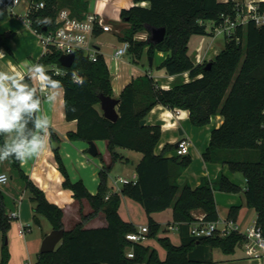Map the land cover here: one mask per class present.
Here are the masks:
<instances>
[{
  "label": "trees",
  "instance_id": "1",
  "mask_svg": "<svg viewBox=\"0 0 264 264\" xmlns=\"http://www.w3.org/2000/svg\"><path fill=\"white\" fill-rule=\"evenodd\" d=\"M44 8L31 13L32 26L39 31L56 27L59 8L69 7L76 16L83 17L89 9V0H44ZM135 4L121 10V17L129 25L120 35L128 40V52L134 60L147 53L153 56L157 50L167 52L160 67L170 75L188 71L190 80L176 83L169 88L157 84L146 73L133 78L119 94V118H107L101 108L100 95L114 96L112 74L101 52L97 60L90 59L83 51H76L71 67L60 63L61 51L52 48L38 60L57 86L64 88L65 113L68 120H76L77 128L70 130V139L95 141L104 139L111 155L99 172L100 185L92 193L82 179L74 180L59 152L55 150L58 168L63 174V186L74 192L82 203L87 199L92 211L80 209L81 220L71 228L64 226V209L48 199L45 191L22 169L21 163L12 159L13 167L25 180L35 202L34 220L40 223V215L46 216L53 229H63L64 235L50 252H39L33 264H204L213 262L212 249L234 253L245 234L232 230L226 235L197 237L191 233L197 221L192 210L202 208L205 221L219 220L215 191L245 192L247 205L257 212L256 225L264 233V26L253 21L239 24L231 34H225L226 42L218 54L203 63H195L189 54V42L194 34H214L208 29V21L219 24L224 13H234L232 0H134ZM147 2V5H143ZM49 20V23L41 21ZM147 25L165 26L166 35L154 43L140 38L148 30ZM47 27V29H45ZM99 28L96 29L98 33ZM12 32L0 34V48L8 47ZM211 61V66L206 64ZM53 66L65 69L64 74L55 73ZM73 73L84 78L83 85L73 81ZM52 86V84L48 83ZM34 99L41 100L35 88ZM156 104L176 110L189 111L195 126L210 123L215 114H222L224 121L212 130L211 139L203 156L206 161L228 164L233 172H240L246 179V188L221 172L216 178L204 176L201 183L192 187L189 182L180 184L179 175L191 163L190 155L167 156L168 149L177 148L167 143L161 153L156 152L162 137L159 124H142ZM34 112L28 119L26 131L34 129ZM58 139L57 134L52 135ZM4 144L1 146V148ZM120 148L140 151L142 157L136 165L135 182L124 183L120 191L109 187V173L118 160L126 159ZM110 192V193H109ZM122 196L139 201L149 218L148 239L156 238L166 249L162 258L149 242H135L127 234L138 226L120 213ZM173 209V223L177 224L181 237L179 244L170 235H159L162 224L152 213ZM240 206L233 205L228 220L236 221ZM103 211L107 225L87 227L85 223ZM12 217L0 190V231L3 233L0 264L10 260L8 233ZM133 249L134 256L128 252Z\"/></svg>",
  "mask_w": 264,
  "mask_h": 264
},
{
  "label": "crops",
  "instance_id": "2",
  "mask_svg": "<svg viewBox=\"0 0 264 264\" xmlns=\"http://www.w3.org/2000/svg\"><path fill=\"white\" fill-rule=\"evenodd\" d=\"M110 1H112L111 3L114 5V13L112 14H117L118 11H120V15L123 8H129L135 4L134 0H89V9L99 12L97 9L98 4L104 2V5H107ZM142 4L147 5V2H143ZM20 10L23 11V6L19 8V11ZM103 12L106 13V19L112 23L109 18V13L106 11ZM5 32H12L13 34L8 40L9 48H0V51L4 53L3 58L0 59V71H11L10 66H15L18 71L24 73V82L30 89L32 87L35 88L37 94L41 97L40 111L37 112V115L40 118H50L51 127L49 128V131L51 144L53 141H58L60 143L57 149H59L70 176L74 180L82 179L88 189L92 193H96L100 185L99 172L103 167L104 162L100 156H93L89 153L90 143L88 141L82 139H70L67 136L68 131L75 130L77 128V121L68 120L66 118L64 88L62 86L53 87L48 83L39 81L38 79H32L28 75V73L33 69V63H38L39 58L46 52L39 35L36 33L34 27L26 23V21L21 17L13 15L6 10H0V34ZM111 32L117 33L114 30L104 31L99 28V31L94 35V38L99 37L104 33L109 34ZM148 36V30L139 35L140 38L144 39ZM215 36V34L212 35V39L207 46L205 35L194 34L191 37L189 42V54L195 63H203L204 61L214 58L224 47H219L215 44ZM94 42L98 46L99 43L95 40ZM119 46L120 45L117 47ZM98 47L104 54L105 59L108 55L110 62L107 59L106 61L112 74V84L115 97L119 96L123 88L133 78L146 73H149L155 79L157 84L164 88H169L176 83L190 80V74L188 71L170 75L166 72L165 68L160 67V64L167 56V52L157 50L153 55V64H146L144 59L147 58L149 61L150 58V55L147 53L148 47H146L143 57L139 60H134L132 55L128 52V57L124 56L125 63H123V70L118 77H114L113 55L117 48L114 51L105 53L101 49V46ZM25 61L30 62L25 64ZM148 64H150L153 69L148 68ZM146 119L147 123L159 124L162 127V137L156 146L157 153H161L167 143H172L175 147H177V142L182 138H187L190 141L189 150L186 155H190L192 157V161L179 175L178 182L180 184L189 182L192 187H196L201 183L204 176L216 178L219 173L223 172L231 180L242 186L243 189L246 188V179L242 174L241 176L238 174L240 172H233L229 168L228 164L206 161L203 156L209 145L212 130L219 127L224 121V116L222 114L213 115L210 123L206 125L195 126L190 121L188 110H172L163 104H156L150 110ZM180 129L183 130L182 134L180 133ZM54 133L58 135V139L52 137ZM14 136V133L11 135L7 133L0 134V148L3 144L5 145V143L11 142ZM95 142L99 153L102 154L105 162L109 163L111 155L107 147V141L100 139L95 140ZM55 150L56 149L52 147L50 153L39 158H30L21 164V166L25 173L28 174L29 177L45 191L49 200L63 207L64 226L69 229L81 220L80 209L82 208L84 213H89L92 211V206L87 199H83L82 203H80V201L74 197L73 190L63 186L64 177L58 168L55 158ZM176 154V148L168 149L166 151L167 156ZM1 172H6L10 176V179L6 183L0 184V190L4 194L8 211L12 212L19 210L18 220L15 223V230L18 229L19 233H13L10 237V260L8 264H33L38 260V254L41 249L39 248V245L42 243V239L53 229V226L51 229L43 230L41 237L38 238V242L33 241L32 244L27 238V233L23 235L20 233V228L23 226H29V231H32L31 221L34 219L35 202L32 199L30 189L26 186L25 180L13 167L12 159L0 163V173ZM135 175L137 176L136 166L130 179H133ZM115 183L117 184L116 181ZM121 188L122 187L112 189L110 192L120 191ZM128 198L130 197L122 196L120 213L125 219L133 221L132 218H127L123 215V206L128 202ZM215 198L220 216L219 221L221 223L224 221L231 222L232 225H236L238 230L241 232L246 231L249 227L256 224L257 212L254 208L247 205L244 190L237 193L217 190L215 191ZM233 205L240 206L236 221L228 220V214ZM170 208L172 223L170 224V222H167V225L168 229L171 230L170 226H177V224L173 223V209L172 207L167 209ZM159 212L161 211L154 212L152 216L163 224L165 221H163L158 215ZM192 214L194 217L200 218L205 215V211L202 208H196L192 210ZM41 221L42 219L40 217V224L42 223ZM85 225L87 227L107 225L105 213L103 211L99 212L96 216L89 219ZM139 225L142 224H138L137 226ZM172 230L177 232L180 243L181 237L179 230L177 228ZM171 239L173 240L172 237ZM148 240L149 239L146 241L148 242ZM2 241L3 238L0 234V256ZM149 243L151 244V242ZM212 255L213 262L204 264H223V262H219L220 258H218L219 256H217L214 248L212 249ZM224 262L226 261L224 260ZM232 262V264H264L257 259L248 258L246 255L234 259Z\"/></svg>",
  "mask_w": 264,
  "mask_h": 264
},
{
  "label": "built area",
  "instance_id": "3",
  "mask_svg": "<svg viewBox=\"0 0 264 264\" xmlns=\"http://www.w3.org/2000/svg\"><path fill=\"white\" fill-rule=\"evenodd\" d=\"M234 4V13H224L223 21L219 24H212V29L216 31H224L225 34H231L239 24H245L249 21L255 22L259 26H264V0H232ZM46 5L44 0H0V10L9 11L11 14L21 17L32 26L31 13L35 10L44 8ZM23 6V11L19 8ZM101 28L104 31L114 30L122 34L120 28L115 27L106 17L96 10H89L83 17L76 16L72 13L69 7L59 8L56 16V27L46 31H35L39 35L45 51H50L55 48L64 53H76L83 51L92 60H97L100 48L95 44L93 38L96 34V29ZM130 42L122 41V44L117 47L113 55L114 77H118L123 70L125 63L124 56L128 53ZM57 74H64L65 69L59 66L52 67ZM77 76L81 77L78 73ZM190 141L187 138H182L178 141L176 153L186 155L189 150ZM0 177H6V180H0V184L6 183L10 176L6 172H1ZM137 176L133 179L119 176L116 182L122 184L127 182H135ZM12 218H18L19 210L10 212ZM204 217L196 218L191 226V233L197 237L212 236L215 234L226 235L232 230H238L236 225L231 222H220L219 220L205 221ZM177 228L178 226H170ZM29 226L20 228V233L23 235L29 231ZM149 225H139L137 230L127 234V238L135 242H145L148 239ZM239 231V230H238ZM241 232V231H240ZM245 239L241 246L245 255L251 259H257L264 263V233L258 225L249 227L246 231ZM130 257L134 256V251L131 249L128 252Z\"/></svg>",
  "mask_w": 264,
  "mask_h": 264
},
{
  "label": "clouds",
  "instance_id": "4",
  "mask_svg": "<svg viewBox=\"0 0 264 264\" xmlns=\"http://www.w3.org/2000/svg\"><path fill=\"white\" fill-rule=\"evenodd\" d=\"M49 20L41 23H49ZM27 23V22H26ZM4 53L0 51V59ZM25 61L24 63H29ZM11 71H0V134H15L9 143L0 148V163L9 159L23 164L33 157H41L51 152L50 141L51 120L48 117H37L34 121V129L26 131L28 119L34 112L40 111V101L34 99L33 91L24 82V73L10 66ZM32 79L50 83L53 87L59 81H53L47 74L44 65L33 63V69L28 73ZM73 81L83 85L84 78L73 73ZM51 99V98H50ZM0 177V180H6Z\"/></svg>",
  "mask_w": 264,
  "mask_h": 264
},
{
  "label": "rangeland",
  "instance_id": "5",
  "mask_svg": "<svg viewBox=\"0 0 264 264\" xmlns=\"http://www.w3.org/2000/svg\"><path fill=\"white\" fill-rule=\"evenodd\" d=\"M112 1L109 2V4L104 5V2H101L100 4H98L97 9L99 11V13L103 14L105 16V12L109 13V18L112 21V23L114 24L115 27L120 28L122 33L125 30L126 27H128V23H126V21H124L120 15V11H118L117 14H112L114 13V5L113 3H111ZM111 5V6H110ZM113 5V6H112ZM111 9V10H108ZM212 27V22L208 21V29H211ZM214 34L216 35L214 38L215 44L219 47L224 46L225 42H226V37H225V32L224 31H216V33L214 32ZM213 34V35H214ZM206 37V46L209 44V42L211 41V34H207L205 35ZM95 41H97L99 44L98 46H101V49L106 53V52H110V51H114L118 45L122 44V40L120 39V33H104L103 35L99 36V37H95L94 38ZM147 55V54H146ZM126 57H128V55H125ZM106 59L109 61L108 55L106 56ZM110 62V61H109ZM144 62L150 63L148 61V59H144ZM148 68L153 69V67L148 64L147 66ZM120 151L125 155L126 159L124 160H118L115 162V164L113 165V167L110 170L109 173V187L111 189H118V187H122L123 184L118 181L117 184L115 183L116 179L119 176H123V177H128L130 178L132 176V174L134 173L135 170V166L136 164L139 162V160L141 159L142 153L140 151L134 150V149H129V148H120ZM241 176V173H238ZM158 212V211H157ZM123 215L127 218H132V220L138 225V224H146L149 225V218H148V214L145 210V208L143 207V205L137 201L134 200L132 198H128V202L124 204L123 206ZM153 215V213H152ZM158 215L161 217V219L163 221H165V223L162 224V230L160 231L159 235H164V234H168L173 238V241L176 243H179V237L178 234L175 230H172L173 228L168 229V225L167 222L170 224L172 223V219H171V208L170 209H165L161 212L158 213ZM41 219H42V223L38 224L35 222L34 219H32L31 221V225H32V231H27V238L28 240L31 242H38V238L41 237L43 230H48L51 229L52 224L49 221V219L44 216V215H40ZM247 219V217H246ZM18 220V218H13L12 219V226L9 230L8 233V238L10 240V237L13 233L17 232L19 233L18 229L15 230L16 228V221ZM0 234L2 235L3 238V233L0 231ZM43 241V239H42ZM3 242V241H2ZM148 242H151V244L157 249L159 255L164 258L166 256V249L164 248V246L156 239V238H152L149 239ZM39 244V243H38ZM41 244L39 245V248H41ZM216 251L217 256H219V262L223 264H232L234 261V259H237L239 257H243L245 255L243 249L241 248V245H238L236 247V250L234 253H230L227 254L225 252H223L222 249L215 247L214 248ZM221 260V261H220ZM224 260L226 262H224ZM239 260V259H238ZM135 264H142V263H135Z\"/></svg>",
  "mask_w": 264,
  "mask_h": 264
},
{
  "label": "water",
  "instance_id": "6",
  "mask_svg": "<svg viewBox=\"0 0 264 264\" xmlns=\"http://www.w3.org/2000/svg\"><path fill=\"white\" fill-rule=\"evenodd\" d=\"M47 29V27H45ZM147 29L149 31V37L148 40L154 43L161 42L165 35H166V27L160 26L155 27L152 25H147ZM76 54L75 53H64L60 56V63L65 67H71L75 61ZM150 64H153V56H150L149 58ZM211 66V61H209L206 64V68ZM101 99V108L103 110L104 115L113 120L116 121L119 118V111H118V105H119V97H115L112 95H100ZM147 122V119H142L141 123L145 124ZM180 133H183V130L180 129ZM90 147H89V153L93 156H97L99 153L97 144L95 141H89ZM58 141L52 142V147L57 149L59 147ZM178 144V142H177ZM64 235L63 229H52L49 233L45 235L43 238L42 244H41V252H50L55 250L58 243L61 241Z\"/></svg>",
  "mask_w": 264,
  "mask_h": 264
}]
</instances>
